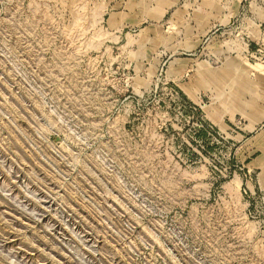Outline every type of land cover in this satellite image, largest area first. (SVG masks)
Wrapping results in <instances>:
<instances>
[{"label": "rangeland", "instance_id": "rangeland-1", "mask_svg": "<svg viewBox=\"0 0 264 264\" xmlns=\"http://www.w3.org/2000/svg\"><path fill=\"white\" fill-rule=\"evenodd\" d=\"M0 264H264V0H0Z\"/></svg>", "mask_w": 264, "mask_h": 264}]
</instances>
